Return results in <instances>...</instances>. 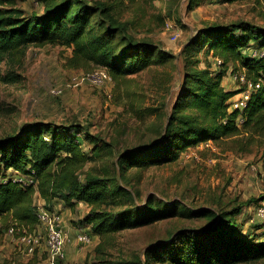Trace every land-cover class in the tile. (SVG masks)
Here are the masks:
<instances>
[{
	"label": "rangeland",
	"instance_id": "rangeland-1",
	"mask_svg": "<svg viewBox=\"0 0 264 264\" xmlns=\"http://www.w3.org/2000/svg\"><path fill=\"white\" fill-rule=\"evenodd\" d=\"M16 1L27 14L42 11L36 0ZM105 1L114 5L120 19L132 21L137 37L149 39L169 59L151 60L136 74L115 81L102 68L72 65L71 48L66 45H28L0 63V138L18 134L28 123H48L59 129L78 123L89 136L85 138L84 132L78 135L85 138L81 147L86 159L78 165L77 175L81 180L96 177L109 194L98 209L124 214L130 209L138 211L152 199L155 204H182L197 213L194 217L174 214L103 237L92 235L91 244L85 245L76 240V235L90 232L79 222L91 206L76 202L68 208L58 202L52 210L61 213L65 261L93 264L99 245L106 259L102 264H169L146 261V249L166 241L179 228L206 230L212 227L206 216L209 211L229 210L238 204L242 209L234 222L239 233L264 240V219L257 216V208L264 203V136L241 128L239 134L188 147L174 161L133 164L121 171L118 165L121 154L143 150L162 137L189 67L221 69V58L206 43L188 48L199 29L238 22L264 27V0ZM173 33L177 35L175 40ZM223 67L225 76L233 80V76L244 74L239 63ZM8 72L17 74L16 81H3L2 76ZM234 81L239 86L235 92L244 88L239 79ZM250 199L256 202L247 204ZM38 202L43 200L35 195L34 204ZM7 223L1 221L0 228ZM34 229L20 227L19 233H32ZM16 237L6 236L0 229V262L64 263L44 241L29 251ZM239 264H264V260Z\"/></svg>",
	"mask_w": 264,
	"mask_h": 264
},
{
	"label": "trees",
	"instance_id": "trees-1",
	"mask_svg": "<svg viewBox=\"0 0 264 264\" xmlns=\"http://www.w3.org/2000/svg\"><path fill=\"white\" fill-rule=\"evenodd\" d=\"M135 2L136 0H129ZM42 11L27 14L16 0H0V63L28 45L62 44L71 48L72 65L91 64L105 70L115 81L136 74L149 62H165L169 55L149 39L137 37L133 23L120 19L114 5L105 0H36ZM206 43L221 58L219 70L191 66L184 73L181 91L173 105L162 137L143 150L121 154L120 171L133 164H162L174 161L188 147L211 139L239 134L241 128L264 136V27L238 22L212 24L199 29L188 48ZM256 50V54H253ZM258 50V51H257ZM189 56H192L191 54ZM229 63H239L246 79L259 84L251 91L243 121L237 126L239 112L229 110L230 98L238 92L227 91L222 85ZM16 73L2 76L5 82L16 81ZM85 128L70 123L60 129L48 123L25 124L16 135L0 138V224L7 221L19 227L36 228L37 207L34 196L52 210L61 202L73 208L76 202L91 206L80 226L89 228L92 238L117 232L129 226L153 223L171 215L196 216L182 204L149 199L145 207L127 213H111L98 209L107 202L106 187L96 177L81 180L77 168L86 159L81 147ZM49 134V135H47ZM84 135V136H85ZM145 146V145H144ZM139 149V148H137ZM12 169L33 182L23 185L6 178ZM2 178H6L3 181ZM264 201V194L262 198ZM256 202L250 199L247 204ZM164 206V208H163ZM242 205L229 210L209 211L212 227L206 230L177 229L166 241L157 242L145 251L146 261L159 260L169 264H239L264 260V240L248 238L235 227L234 216ZM93 264L105 262L100 246ZM0 264H11L3 260ZM119 264V263H118ZM149 264V263H147Z\"/></svg>",
	"mask_w": 264,
	"mask_h": 264
},
{
	"label": "built area",
	"instance_id": "built-area-1",
	"mask_svg": "<svg viewBox=\"0 0 264 264\" xmlns=\"http://www.w3.org/2000/svg\"><path fill=\"white\" fill-rule=\"evenodd\" d=\"M172 38L175 40L177 38L176 34H172ZM253 54H256V50L252 51ZM93 73H87L86 75H92ZM85 75V76H86ZM96 75H100L97 73ZM234 79H239L244 88L238 92V96L234 97L229 102V110L236 109L239 112V115L236 119L237 126H241L243 117L241 112L246 108L247 102L250 98L251 91L258 88L259 84H253L250 80L246 79L244 74H238L233 76ZM107 79H111L107 76ZM5 177H10L13 181H18L23 185H28L33 182L31 175L24 176L12 169L5 171ZM6 178H2L3 181H6ZM43 202H38L37 207V219L38 226L33 230L32 233L22 232L19 233L20 227L16 225V221L10 222L9 226L4 229V235L15 237L16 240L22 244H25L29 251H33L36 246L40 244L41 241H44L48 249L58 259L59 262L63 261V264H67L65 261L63 253V221L61 213L58 210H48L43 206ZM257 216L264 219V203H262L257 208ZM76 240L82 244H91L92 238L88 232H81L76 235Z\"/></svg>",
	"mask_w": 264,
	"mask_h": 264
},
{
	"label": "crops",
	"instance_id": "crops-1",
	"mask_svg": "<svg viewBox=\"0 0 264 264\" xmlns=\"http://www.w3.org/2000/svg\"><path fill=\"white\" fill-rule=\"evenodd\" d=\"M235 80V79H234ZM230 76H224L222 79V85L225 90L227 91H235L239 89V86L236 85L234 81ZM238 93H235L229 101H231L234 97H237Z\"/></svg>",
	"mask_w": 264,
	"mask_h": 264
}]
</instances>
